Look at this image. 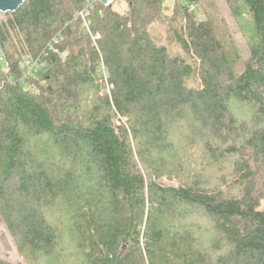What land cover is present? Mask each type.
Returning <instances> with one entry per match:
<instances>
[{
  "label": "trees",
  "instance_id": "obj_1",
  "mask_svg": "<svg viewBox=\"0 0 264 264\" xmlns=\"http://www.w3.org/2000/svg\"><path fill=\"white\" fill-rule=\"evenodd\" d=\"M199 1L0 11V197L27 264H264V0H225L246 57ZM178 131L230 178L175 169Z\"/></svg>",
  "mask_w": 264,
  "mask_h": 264
},
{
  "label": "rangeland",
  "instance_id": "obj_2",
  "mask_svg": "<svg viewBox=\"0 0 264 264\" xmlns=\"http://www.w3.org/2000/svg\"><path fill=\"white\" fill-rule=\"evenodd\" d=\"M166 9L165 14L168 17L172 18V11L174 9V0H166ZM113 7L120 12H126L128 10L127 0H115L113 3ZM192 10L197 9L199 13L203 11V18L206 16V10H208L213 17L218 21L220 18L225 19V29L226 33L225 39L226 43H228V48L232 49L237 48L243 54V56H247L248 54V46H247V37L241 27H244V21L240 20V18H234L231 14V10L229 5L225 0H200L199 3L193 5L191 7ZM202 9V10H201ZM6 14L0 12V19H5ZM241 26V27H240ZM151 33L154 38L162 44L167 45L169 50L172 53L176 54H184L182 47L180 44L169 37L166 25L163 22H156L151 27ZM231 36L235 40V44L231 40ZM231 51V50H230ZM189 83L194 85L197 83V78H191ZM176 144L180 149L177 153V158L175 159L174 166L175 169H178L179 164H182V167H185L186 170H190L191 168L196 171V173H201L206 180L210 184H216L223 179V176L226 174V178H230V171H232L231 162H227L224 164L221 163H213L212 161L209 163L207 159L201 157L200 148L191 145V142L183 136V133L180 134L179 131L175 132ZM184 149V150H183ZM202 154V153H201ZM167 156H171L168 155ZM172 159V158H171ZM180 170V169H178ZM144 173H146L145 168H143ZM181 171L178 172L180 176ZM162 184H176L175 179H170L166 175L158 179ZM264 206V201L263 204ZM205 221V220H203ZM22 240L21 231L19 230L17 224L14 222L12 216L8 213L5 207V203L0 197V256L9 260L10 262H22L23 264H27L23 254L18 250V246L20 241ZM65 244V242H64ZM68 257V256H67ZM75 257L73 255L69 256L70 260H73ZM47 264L46 262H43Z\"/></svg>",
  "mask_w": 264,
  "mask_h": 264
},
{
  "label": "water",
  "instance_id": "obj_3",
  "mask_svg": "<svg viewBox=\"0 0 264 264\" xmlns=\"http://www.w3.org/2000/svg\"><path fill=\"white\" fill-rule=\"evenodd\" d=\"M26 0H0V11L19 8Z\"/></svg>",
  "mask_w": 264,
  "mask_h": 264
},
{
  "label": "built area",
  "instance_id": "obj_4",
  "mask_svg": "<svg viewBox=\"0 0 264 264\" xmlns=\"http://www.w3.org/2000/svg\"><path fill=\"white\" fill-rule=\"evenodd\" d=\"M115 0H106V4H111V3H113ZM88 11H87V9L85 8V9H83L82 11H80L79 12V14H81V15H84V14H86ZM0 62H6L7 63V61H5V59H4V56L0 53Z\"/></svg>",
  "mask_w": 264,
  "mask_h": 264
}]
</instances>
